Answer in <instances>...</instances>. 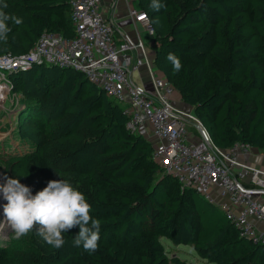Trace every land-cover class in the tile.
Instances as JSON below:
<instances>
[{
	"label": "trees",
	"instance_id": "1",
	"mask_svg": "<svg viewBox=\"0 0 264 264\" xmlns=\"http://www.w3.org/2000/svg\"><path fill=\"white\" fill-rule=\"evenodd\" d=\"M154 28V62L221 147L264 150V0H136ZM10 32L0 55L30 50L45 30L75 34L70 0H0ZM169 53L181 62L175 71ZM23 109L16 133L30 145L8 155L5 174L32 194L69 181L101 221L95 252L74 247L79 227L56 249L35 230L0 245V264H189L163 237L191 245L214 264H264L254 243L214 202L182 188L153 159L154 143L127 129L122 107L83 72L34 63L9 73Z\"/></svg>",
	"mask_w": 264,
	"mask_h": 264
},
{
	"label": "built area",
	"instance_id": "2",
	"mask_svg": "<svg viewBox=\"0 0 264 264\" xmlns=\"http://www.w3.org/2000/svg\"><path fill=\"white\" fill-rule=\"evenodd\" d=\"M118 1L70 0L72 37L45 30L30 50L0 55V81L5 86L0 105L12 90L11 80L2 78L4 72L34 63L83 72L110 99L124 104L128 130L150 128L156 139L152 156L164 173L218 205L242 235L264 244V231L252 220H264V166L248 160L253 146L239 141L221 147L193 109L177 104L176 88L155 65L154 41L150 48L143 37L144 32L151 37L155 33L149 15L133 0H123L134 33L119 30Z\"/></svg>",
	"mask_w": 264,
	"mask_h": 264
},
{
	"label": "clouds",
	"instance_id": "3",
	"mask_svg": "<svg viewBox=\"0 0 264 264\" xmlns=\"http://www.w3.org/2000/svg\"><path fill=\"white\" fill-rule=\"evenodd\" d=\"M163 5L159 0H152L150 7L159 10ZM7 4L0 3V41L7 40L10 32L8 21L22 23V18L10 17L3 9ZM167 60L175 71L182 67L178 57L169 53ZM0 184L3 193V220L11 227L17 239L35 230L50 246L59 249L65 244L63 233L74 227L79 232L73 240L74 247H82L86 252H95L100 240L101 221L94 219L90 213L92 206L85 195L69 181L50 180L42 190L32 194L30 187L19 179L4 178Z\"/></svg>",
	"mask_w": 264,
	"mask_h": 264
},
{
	"label": "rangeland",
	"instance_id": "4",
	"mask_svg": "<svg viewBox=\"0 0 264 264\" xmlns=\"http://www.w3.org/2000/svg\"><path fill=\"white\" fill-rule=\"evenodd\" d=\"M134 4L137 5L136 0H133ZM127 29H124V32L134 33L133 25H127ZM130 29V30H129ZM143 37L146 41L147 46L150 48L153 47V37L148 36L145 32ZM10 72H4L2 78H9ZM1 78V79H2ZM134 79L136 82L140 83L138 74H134ZM11 80V79H10ZM2 81H0L1 84ZM11 94L3 100L0 105V184L5 183L4 178L5 174V165L8 159V155L16 151H26L30 148V145L26 142H23L18 138L16 129L20 118V112L23 109V103L21 101L22 96L18 91L14 90L13 82L11 80ZM17 93L14 96L13 93ZM121 107H125L123 103H120ZM141 131H145L144 128ZM140 132V131H139ZM146 134H148L146 132ZM155 140L154 137L151 139ZM7 203L3 198V193L0 192V245L7 246H16L18 245L17 238L15 233L12 231L11 227L3 220V205ZM163 243L168 249L170 254H177L180 257L186 259L189 264H214L213 262L201 258L197 255L195 249L188 244H175L170 238L163 237Z\"/></svg>",
	"mask_w": 264,
	"mask_h": 264
},
{
	"label": "crops",
	"instance_id": "5",
	"mask_svg": "<svg viewBox=\"0 0 264 264\" xmlns=\"http://www.w3.org/2000/svg\"><path fill=\"white\" fill-rule=\"evenodd\" d=\"M117 12H116V17H115V21L116 24L118 26L119 30H124L127 29L126 26L127 25H133L131 20L129 19V16L127 14V7L126 4L123 0H120L117 2ZM130 30V29H129ZM134 31V30H133ZM175 101L177 102V104H179L181 107L186 108V109H191L192 107L188 104H186L183 99L181 94L177 91V93L175 94ZM145 131H140L141 133L145 134V136L151 140L152 139V135L150 133V128L148 126L144 127ZM146 132L148 134H146ZM152 141V140H151ZM153 143L156 142V139L152 141ZM247 158L249 161H251L252 163L259 165V166H264V150L257 148V147H253L251 150V153L249 155H247ZM253 222L256 224V226L258 227L259 230L264 231V220L262 221H258L256 219H252Z\"/></svg>",
	"mask_w": 264,
	"mask_h": 264
},
{
	"label": "bare ground",
	"instance_id": "6",
	"mask_svg": "<svg viewBox=\"0 0 264 264\" xmlns=\"http://www.w3.org/2000/svg\"><path fill=\"white\" fill-rule=\"evenodd\" d=\"M4 84H3V82H1V84H0V93L3 91V89H4Z\"/></svg>",
	"mask_w": 264,
	"mask_h": 264
},
{
	"label": "water",
	"instance_id": "7",
	"mask_svg": "<svg viewBox=\"0 0 264 264\" xmlns=\"http://www.w3.org/2000/svg\"><path fill=\"white\" fill-rule=\"evenodd\" d=\"M63 67H70V66H66V65H64ZM70 68H73V67H70Z\"/></svg>",
	"mask_w": 264,
	"mask_h": 264
}]
</instances>
